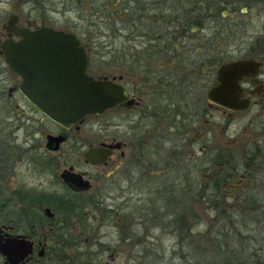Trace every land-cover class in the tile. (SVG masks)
Here are the masks:
<instances>
[{
	"label": "flooded vegetation",
	"instance_id": "af4514ba",
	"mask_svg": "<svg viewBox=\"0 0 264 264\" xmlns=\"http://www.w3.org/2000/svg\"><path fill=\"white\" fill-rule=\"evenodd\" d=\"M69 11L75 20H68ZM56 12L60 24L51 15ZM43 27L73 34L85 52L86 73L119 85L123 98L67 125L51 119L58 130L46 133V151H59L72 139V153L96 170L75 162L62 169L88 180L87 188L65 181L61 170V193L10 191L20 211L4 214L0 234L33 241L23 264H38L45 255L39 249L54 235L90 242L102 236L101 226L113 225L130 247L161 240L164 231L177 235L181 194L205 199L212 188L247 190L251 177L264 172V0H16L1 23L0 42L9 35L20 40L16 30ZM14 73L18 83L0 93L8 106L20 107L11 100L18 94L42 112ZM90 114L108 117L85 142L81 126ZM47 134L64 138L55 148L47 145ZM96 147L108 149L99 162L84 156ZM1 197L3 212L10 204ZM92 208L102 219L90 214ZM183 217L188 224L194 219L192 212ZM0 264H7L1 254Z\"/></svg>",
	"mask_w": 264,
	"mask_h": 264
},
{
	"label": "rangeland",
	"instance_id": "374dc122",
	"mask_svg": "<svg viewBox=\"0 0 264 264\" xmlns=\"http://www.w3.org/2000/svg\"><path fill=\"white\" fill-rule=\"evenodd\" d=\"M15 2L16 0H0V29L7 14L13 11ZM66 14L68 20L76 19L74 11ZM51 15L58 24L61 23L62 16L59 13ZM3 36L0 34V37ZM19 80V77L9 69L0 55V93L3 91L6 95L8 87L13 83H18ZM11 100L17 102L20 107H11L12 102L8 106V101L0 94V192L3 190L1 199H5V204H10L8 210L0 212V220L6 213L16 216L20 211L17 210L18 206L15 204L20 201L17 199L18 195L11 193V190L37 187L39 190L58 194L65 190L58 176L64 167L75 162L79 168L88 172L96 170L93 165L78 160L75 152L72 153L73 147L70 146L72 139L65 143L59 151H46V133L51 129L58 130V126L43 112L32 108L20 95H13ZM107 117L106 115L96 117L90 114L84 119L81 127L85 142L93 138V132L97 130V121L103 126ZM238 121L240 119L236 120ZM233 125L229 129H232ZM26 133L29 135L27 136ZM33 159L36 162L35 168L32 166ZM46 159L49 165L45 167ZM2 171L3 174H1ZM251 181L252 185L247 190H237L232 193L225 188L217 190L212 188V192L205 199L202 195L198 197V194L189 199L186 194L185 202L177 208L179 214L193 213L194 219L189 220L193 222L191 224L193 236H187L183 240L182 247L180 241L177 240L180 235H170L171 233L165 231L159 241L138 242L130 247L129 243L117 239L113 225H107L103 228L101 226L102 236L98 240L79 241L78 244L72 246L67 245L65 241L58 240L55 235L50 237L45 243L44 259H41L38 264H88L89 261L90 264H193L198 248L208 243L207 237L220 229L224 231L228 229L232 233L233 228L227 215L230 212L233 213L231 217L239 224L241 235V237H235V242L238 246H246H243L239 254L264 255V172L260 177L258 175L251 177ZM7 196L10 198L6 199ZM185 196L180 195L181 198ZM104 202L105 206L110 203V199L106 198ZM12 206L14 209L10 211ZM89 211L90 214L96 215L98 221L102 219L96 209L92 208ZM111 222L114 223L112 219ZM44 226V230L48 232V223L44 222ZM37 229L44 231L40 226ZM161 230L159 227L157 233H161ZM186 233L188 229L184 232ZM197 233L207 236L198 240ZM225 254L228 255L227 252Z\"/></svg>",
	"mask_w": 264,
	"mask_h": 264
},
{
	"label": "water",
	"instance_id": "95a60500",
	"mask_svg": "<svg viewBox=\"0 0 264 264\" xmlns=\"http://www.w3.org/2000/svg\"><path fill=\"white\" fill-rule=\"evenodd\" d=\"M15 32L22 38L15 41L9 35L0 42V52L9 69L21 76V92L50 119L67 125L87 113L101 112L123 98L119 85L86 73V55L73 34L48 27ZM63 138L61 134H47V145L56 148ZM107 154L106 147L84 152L87 159L97 162ZM60 176L81 188L89 186L88 180L67 169ZM45 212L53 214L49 207ZM32 251L33 241L22 234L5 238L0 234V254L7 264H23ZM43 251L42 246L39 253Z\"/></svg>",
	"mask_w": 264,
	"mask_h": 264
},
{
	"label": "trees",
	"instance_id": "16d2710c",
	"mask_svg": "<svg viewBox=\"0 0 264 264\" xmlns=\"http://www.w3.org/2000/svg\"><path fill=\"white\" fill-rule=\"evenodd\" d=\"M199 196L201 195L198 194V197ZM182 202L185 201H183V198H180L179 206ZM232 214H233L232 212L227 214L229 216L228 221L231 222L233 228V230L231 229L232 233H230L228 229H226V231L220 229L218 232H215L213 235L207 237L206 240L208 241V243L206 245L200 246L202 247L201 249H199L200 247L198 248L196 256L193 258V264H264V255L244 256L239 254V252H241V249H243V246L244 247L246 246L241 245L242 246L241 248V246H238L235 242V237L237 236L241 237V235L239 234L240 233L239 224L236 222L235 219H233V217H231ZM180 220L183 222H181ZM178 221L179 224L176 225L174 229L177 236L180 235V237L177 238V240L180 241V246L182 247L183 240H185L187 236L190 235L193 236L192 234L193 232L191 231L192 229L191 224H193V222L190 224L186 223L185 219L183 218V213L180 214ZM224 225L225 224H223V226ZM187 229H188V233L184 234V232L187 231ZM206 236L207 235L204 234L200 235L197 233L196 237L198 240H200ZM65 242H67V245L69 246L75 245L76 243L78 244L77 241H65ZM151 242H156V241H151ZM137 243L138 242H133L132 244L136 245ZM225 252H227L228 255H226ZM42 259H44V257ZM88 264H90V261L88 262Z\"/></svg>",
	"mask_w": 264,
	"mask_h": 264
}]
</instances>
